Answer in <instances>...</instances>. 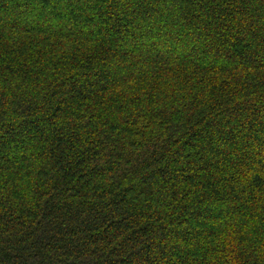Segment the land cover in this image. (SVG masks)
<instances>
[{
  "label": "trees",
  "instance_id": "trees-1",
  "mask_svg": "<svg viewBox=\"0 0 264 264\" xmlns=\"http://www.w3.org/2000/svg\"><path fill=\"white\" fill-rule=\"evenodd\" d=\"M0 264H264V0H0Z\"/></svg>",
  "mask_w": 264,
  "mask_h": 264
}]
</instances>
